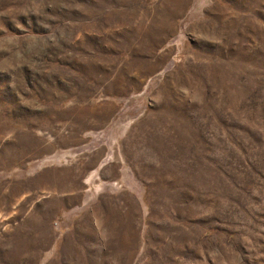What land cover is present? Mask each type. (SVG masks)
Wrapping results in <instances>:
<instances>
[{"label":"rangeland","instance_id":"374dc122","mask_svg":"<svg viewBox=\"0 0 264 264\" xmlns=\"http://www.w3.org/2000/svg\"><path fill=\"white\" fill-rule=\"evenodd\" d=\"M0 264H264V0H0Z\"/></svg>","mask_w":264,"mask_h":264},{"label":"crops","instance_id":"0c3cea01","mask_svg":"<svg viewBox=\"0 0 264 264\" xmlns=\"http://www.w3.org/2000/svg\"><path fill=\"white\" fill-rule=\"evenodd\" d=\"M127 231L128 230L126 228H123L122 229L121 240H124L125 239L124 234H126Z\"/></svg>","mask_w":264,"mask_h":264}]
</instances>
